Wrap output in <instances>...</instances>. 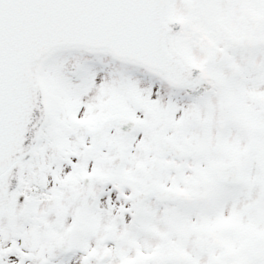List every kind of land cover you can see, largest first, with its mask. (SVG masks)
<instances>
[{
	"label": "snow or ice",
	"instance_id": "6c2138e0",
	"mask_svg": "<svg viewBox=\"0 0 264 264\" xmlns=\"http://www.w3.org/2000/svg\"><path fill=\"white\" fill-rule=\"evenodd\" d=\"M0 264H264V0H0Z\"/></svg>",
	"mask_w": 264,
	"mask_h": 264
}]
</instances>
